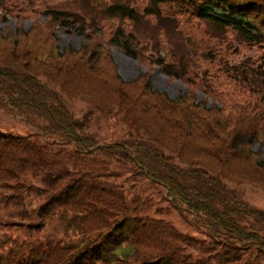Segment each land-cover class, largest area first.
<instances>
[{
	"label": "trees",
	"instance_id": "1",
	"mask_svg": "<svg viewBox=\"0 0 264 264\" xmlns=\"http://www.w3.org/2000/svg\"><path fill=\"white\" fill-rule=\"evenodd\" d=\"M135 1L114 0L101 11L109 19L130 21L134 28L152 17L171 25L162 5L180 1L215 36L232 32L239 45L264 51V0H146L143 9L133 6ZM45 16L67 32L86 35L89 28L85 18L66 10H47ZM110 41L138 58L134 34L119 28ZM48 43L42 40L33 52L0 60V112L23 130L0 127L2 204L22 207L25 213L19 221L0 219V227L24 228L33 238L53 226L55 237L68 238L73 232L67 249L59 241L64 251L70 250L68 264H263L264 211L247 203L229 182L264 191V161L255 152L256 144H264V107L211 120L213 111L196 105L189 94L173 101L154 91L148 75L125 81L113 62L89 57V43L59 58L40 53ZM178 59H160L158 65L169 77L188 82L189 62ZM257 64L246 60L225 67L229 79L264 106V54ZM80 100L105 119L122 115L130 134L109 143L100 140L76 119L73 102ZM178 154L181 163L175 160ZM244 162L251 165L247 172ZM110 180L115 181L112 187ZM129 180L146 181V191L128 199ZM148 185L163 193L167 209L155 206ZM30 195L43 199L38 212L25 210ZM103 205L111 212L103 209V216L88 224L89 211ZM165 211H176L210 242L180 234L156 218ZM98 238L103 242L95 245ZM48 243L16 239L5 256L0 246V264H13L15 255L19 264H49L60 245ZM190 249L202 257L195 260ZM122 252L124 257L118 258Z\"/></svg>",
	"mask_w": 264,
	"mask_h": 264
},
{
	"label": "rangeland",
	"instance_id": "2",
	"mask_svg": "<svg viewBox=\"0 0 264 264\" xmlns=\"http://www.w3.org/2000/svg\"><path fill=\"white\" fill-rule=\"evenodd\" d=\"M112 1L114 0H0V60L9 61L15 58L17 54L33 52L36 48L34 44L42 40L49 43L41 48L40 53L56 58L67 55L73 49L82 51L84 46L89 43V57L93 60H107L110 64L113 62L116 73L125 81H136L141 76L148 75L151 77L154 91L168 95L173 101L189 94L196 105L204 110H211L217 115L210 113L211 120L219 117L223 119L231 114L240 116L245 112L253 113L258 106L264 107L262 104H258L256 95L249 96L247 95L248 91L245 94V87L237 86L234 80L229 79V75L226 73L228 67H225L226 63H241L246 60L257 62L259 65L264 54L262 49H251L239 45L232 32H229L225 37L215 36L214 32L210 31L204 22L196 20L192 15L191 8L180 1L162 5L164 16L175 19L177 23L168 18L166 21H169L171 25L168 23L162 25L158 19L152 17L141 21L139 28H134L130 21L105 17L101 10L105 6L104 4ZM146 4V0H137L132 5L143 9ZM52 9L66 10L85 18L87 20L86 25L89 27L86 35L76 31L67 32L62 30L56 22L51 23L45 13ZM42 24H46L48 28L40 29L38 25ZM119 28H123L127 34L135 35L136 41L132 45L137 50L138 58H132L124 51L111 45L110 40ZM49 46H51L50 49ZM42 49L46 52H42ZM181 56L189 62L188 65L191 67L188 82L169 77L158 65L160 59L165 60L166 63H171L179 60L178 57ZM176 65L179 66L178 63ZM53 72L50 71L48 74L54 75ZM196 84L198 85L197 90L196 87H193ZM211 91L216 96L210 95ZM73 108L76 119L102 141L109 143L130 134L129 126L124 122V117L117 112L113 118L105 119L93 113L83 100L73 102ZM202 120L209 123L205 119ZM10 126L12 129L20 130L23 133V130L11 117L0 112V127L7 128ZM223 138H226L225 135ZM255 152H260L261 159L264 161V144H256ZM175 160L181 163V156L176 155ZM250 166L248 162H244L242 164L243 171L247 172ZM110 170L113 171L114 169ZM107 182H110L111 186L112 182L115 181ZM146 185L147 182L143 180H129L125 187L127 198L130 199L134 192L138 194L142 190L146 191ZM229 185L236 188L251 206L264 211V191L251 184L243 186L229 182ZM147 187L149 192L154 195L155 206L167 209V204L161 201L163 193L160 195L157 188L149 187V185ZM113 191L115 190L113 189ZM2 194L0 190V219L5 221L15 217L17 221L23 220L25 216L23 208L14 206L7 208L2 204ZM42 200V197L30 195L25 202L27 204L25 210L30 212L32 209L38 212L43 204ZM99 208V211H89L90 218L86 220L88 224H90L88 220L95 222L99 220L103 216V209L104 213L111 212L106 205ZM154 212L151 213L152 216H154ZM156 218H161L172 225L180 234L195 237L200 242L206 240L210 242L208 237L201 231L195 230L176 211H169L168 213L165 211L163 215ZM57 224L61 225L62 222L58 221ZM71 224L79 226L83 225L84 222L74 221ZM69 226L70 224L67 228ZM53 230L54 226L52 230L47 228L46 231H43L44 235L36 233L37 236L34 239L24 228L9 227L5 229L0 227V246L3 247L1 255L5 256L9 252L11 243L16 239L20 242L41 241L45 243V241H49L47 247L52 243V246L54 244L60 245L58 247L54 245L57 247V251L51 253L49 264H53L52 262L54 264H68V257H71L70 250L64 251L62 245L67 249L71 241L74 240V233L71 232V235L68 233V239L60 236V233H58V237H55ZM46 234L51 235L46 236ZM8 238L10 239L4 244L5 239ZM59 241L62 242V245ZM94 241L95 245L99 241L103 242L101 238L94 239ZM124 247L127 248V244H124ZM132 249L133 252L137 250L136 247ZM196 251L198 250H189V253L194 254L195 260L202 257V254ZM121 257H124L123 252L118 255V258ZM19 262L20 259L15 255L13 264H19ZM121 264H128V261L124 260Z\"/></svg>",
	"mask_w": 264,
	"mask_h": 264
}]
</instances>
